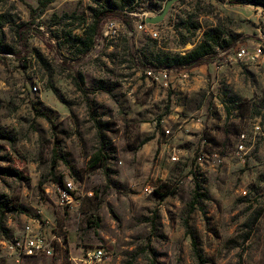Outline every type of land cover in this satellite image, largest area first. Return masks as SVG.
I'll return each instance as SVG.
<instances>
[{
    "label": "clouds",
    "instance_id": "1",
    "mask_svg": "<svg viewBox=\"0 0 264 264\" xmlns=\"http://www.w3.org/2000/svg\"><path fill=\"white\" fill-rule=\"evenodd\" d=\"M262 49L234 0H0V156L27 181L0 192L38 218L0 210V264H264Z\"/></svg>",
    "mask_w": 264,
    "mask_h": 264
},
{
    "label": "rangeland",
    "instance_id": "2",
    "mask_svg": "<svg viewBox=\"0 0 264 264\" xmlns=\"http://www.w3.org/2000/svg\"><path fill=\"white\" fill-rule=\"evenodd\" d=\"M217 3L223 5L224 0L223 1H218ZM231 3V2H230ZM237 5H242V6H247V7H252V8H261L264 9V5L261 4H255L252 2H249L248 4H237ZM259 66H257V69H252V70H248L245 69V75L248 77V79H251L253 83H255V80L253 79V76L255 74H257V70H258ZM20 72L24 71V68H21L19 70ZM3 73H0V76H2ZM17 75L19 76V72L17 73ZM199 83V79H197V84ZM28 86L29 87H34V83L31 80H28ZM114 99V98H113ZM56 103L63 105V101L59 100V98H56ZM64 107H67L66 105H64ZM33 111H35L33 109ZM43 119H47L46 117H42ZM39 135V132L37 133ZM193 136H189V140L186 141V143H190L191 140L193 139ZM0 141H2L3 143H0V150H3L4 148V143H7L9 145L13 144L14 141L11 137V134L8 133L5 129L0 128ZM189 149L187 147L181 146L178 148V151L180 152H187ZM0 160H3L5 163L4 165H0V186H3L4 188H8L9 185L7 183H5V181L2 179L3 177H7L10 180H14L18 183H24L25 186L27 187V181L24 180V178L20 175H18L11 167V161H12V157L10 155H4V156H0ZM65 164H67V161H64ZM75 174L73 173V176ZM55 187H59V184L56 183ZM30 190V189H29ZM45 191L51 192L52 188H46ZM13 199H18V198H13ZM205 199H207V197H205ZM236 203L238 205H240L242 208L245 207L247 205V201L244 200H237ZM217 208H219V205H217ZM0 210H2L3 212H8L9 214H15V213H19L25 217H28L31 220H37V217H34L31 215V213L29 212L28 208L24 205H20L17 206L15 204H13L12 200H9L7 197V193L6 192H0ZM240 213H236V216H239ZM230 221H232V223H235V216H230L229 217ZM255 219H259V213L256 215ZM169 223H171V217H169ZM205 224H207V220H205ZM212 235L215 237V233H212ZM15 243V241H13L10 237H9V230L7 228H3L0 227V250L3 249V246L5 244H13ZM192 244L193 247L195 246V240H192ZM85 249H80V251H84ZM155 260V257H154Z\"/></svg>",
    "mask_w": 264,
    "mask_h": 264
},
{
    "label": "trees",
    "instance_id": "3",
    "mask_svg": "<svg viewBox=\"0 0 264 264\" xmlns=\"http://www.w3.org/2000/svg\"><path fill=\"white\" fill-rule=\"evenodd\" d=\"M218 1H223V0H218ZM253 0H246V2H244V3H242V0H234V2L236 3V4H248L249 2H252ZM230 2H231V0H230ZM253 3H255V4H260V3H258V2H253ZM261 5H264V4H261ZM209 39H213V40H215V36L213 35V34H209ZM0 171H1V169H0ZM195 247V246H194Z\"/></svg>",
    "mask_w": 264,
    "mask_h": 264
},
{
    "label": "built area",
    "instance_id": "4",
    "mask_svg": "<svg viewBox=\"0 0 264 264\" xmlns=\"http://www.w3.org/2000/svg\"><path fill=\"white\" fill-rule=\"evenodd\" d=\"M261 54L264 55V49L261 50ZM12 246H15V243H13Z\"/></svg>",
    "mask_w": 264,
    "mask_h": 264
}]
</instances>
